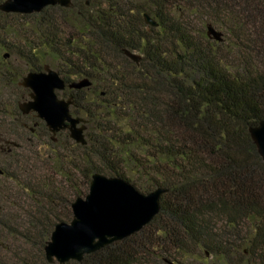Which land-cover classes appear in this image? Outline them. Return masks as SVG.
<instances>
[{"label": "trees", "instance_id": "obj_1", "mask_svg": "<svg viewBox=\"0 0 264 264\" xmlns=\"http://www.w3.org/2000/svg\"><path fill=\"white\" fill-rule=\"evenodd\" d=\"M15 16L28 21L14 28ZM0 17V50L30 72L58 60L67 84L92 83L61 91L92 130L86 145L67 131L52 140L19 112L24 97L0 104V264H50L52 231L95 173L168 191L141 230L67 264H264V162L248 132L264 120V0H72ZM12 32L23 49L7 42Z\"/></svg>", "mask_w": 264, "mask_h": 264}, {"label": "water", "instance_id": "obj_2", "mask_svg": "<svg viewBox=\"0 0 264 264\" xmlns=\"http://www.w3.org/2000/svg\"><path fill=\"white\" fill-rule=\"evenodd\" d=\"M50 6L71 8L72 0H4L0 3V12L30 15ZM143 18L147 26H157L147 13L143 14ZM206 35L217 42L223 40L222 32L211 24L206 26ZM124 55L136 65L142 58L136 51L124 50ZM7 56L5 54L4 58ZM91 84L86 77L67 84L56 71L44 65L42 71L28 72L19 82L22 88L29 90V99L18 103V110L22 115L34 114L41 120L52 140L59 132L67 131L76 144L86 145L84 132L87 120L71 114L70 107L74 104L72 95L59 99L56 92L66 88L80 90ZM248 132L264 162V120L250 127ZM167 191L166 188L157 187L143 194L121 177L93 174L88 193L71 204V221L55 225L44 248L46 261L50 264L81 262L85 255L138 232L159 213L160 199Z\"/></svg>", "mask_w": 264, "mask_h": 264}, {"label": "rangeland", "instance_id": "obj_3", "mask_svg": "<svg viewBox=\"0 0 264 264\" xmlns=\"http://www.w3.org/2000/svg\"><path fill=\"white\" fill-rule=\"evenodd\" d=\"M35 19H31L30 22H33ZM4 21V17H0V23H3ZM8 23H11L12 25H14V28H19L21 27V24L24 23L25 19H22L20 16L19 17H13L11 19L7 20ZM213 26V25H212ZM217 31L222 32L223 34V38L225 37V32L223 29L218 28L217 26H213ZM60 29L62 30L61 32H68L70 31L68 28H66L64 25L60 26ZM21 34V33H20ZM1 35V33H0ZM22 35H25L24 32L22 33ZM21 35V36H22ZM7 36V42L8 43H12V45L14 46V49H23V40L21 37H19V34L12 32L9 33ZM22 40V41H21ZM5 54H8V56L5 58V64H7V68H5L4 70L0 69V104L3 102L7 103L9 100H16V97L18 99L21 97H24L23 101H27L29 99L28 94L26 93L25 90L22 89V87L19 85V82L22 80V78L28 73L30 72V67L27 64V62L18 57V55H16L15 53L7 50V49H2L0 50V57ZM2 58V57H1ZM42 62V61H41ZM39 64L42 65V63L39 62ZM60 64V62L58 60H50L47 59L46 61H43V65H48L52 70L57 72V66ZM42 71V70H41ZM3 74H6L9 78V80H4L5 76H3ZM80 78H75L73 80H78ZM57 96L59 99H64V97L62 96L61 92L57 91L56 92ZM13 98H12V96ZM12 98V99H11ZM22 100H20V102H23ZM19 102V103H20ZM4 107V104L3 106ZM3 110V109H2ZM20 112V111H19ZM5 114H0V120L2 119V117ZM30 115V114H29ZM83 117V116H81ZM89 131L91 132L92 130L90 128H86V131L84 132V136L85 139L87 141V134L89 133ZM136 189V188H135ZM137 190V189H136ZM139 191V190H138ZM143 194H146L142 191H139ZM85 197V196H84ZM198 263V262H195ZM200 264V263H198Z\"/></svg>", "mask_w": 264, "mask_h": 264}]
</instances>
